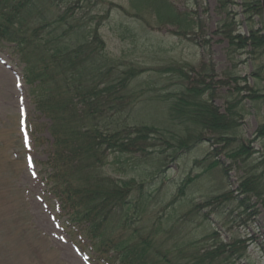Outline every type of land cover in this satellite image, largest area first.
<instances>
[{"label": "trees", "instance_id": "obj_1", "mask_svg": "<svg viewBox=\"0 0 264 264\" xmlns=\"http://www.w3.org/2000/svg\"><path fill=\"white\" fill-rule=\"evenodd\" d=\"M84 1L0 0V45L8 46L23 65L22 78L29 85L35 111L48 122L52 142L43 162L45 182L59 211L69 225L82 230L91 250L109 264H241L254 242L251 235L224 241L215 228L207 236L214 240L212 244L191 251L177 244L169 247L161 238L169 231L160 228V218L145 233L142 227L133 229L152 200L144 189L145 180L138 182L136 176L138 172L143 175L145 163H151L154 176L163 172L169 159L177 160L201 142H210V147L215 146L227 158H240L248 165L252 162L249 166L254 170L243 174L237 194L230 190L208 198L194 204L193 212L200 214L202 221H211L215 214L224 217L223 224L247 227L258 213L251 198L264 196V152L240 141L239 120L244 116L241 100L253 101L264 94L260 89L241 87L240 92L248 93H230L221 110L214 103L213 68L204 66L192 78L194 67L190 64L171 65L163 69L178 75L181 85L175 93L179 95L168 103L175 129L163 131L153 124L129 123L122 118L132 104L129 86L142 71L135 66L120 70L107 55L99 32L103 16L93 13ZM130 1L137 4L136 16L141 18L147 6L145 13L175 26L176 35L200 30L193 12H179L168 0ZM219 1L223 9L231 2ZM241 2L249 17L262 16L259 0ZM232 11L226 12L216 31L227 38L229 55L248 49L251 54H264V29L249 27L247 34L240 32L241 23ZM249 17L246 21L252 22ZM199 45L207 47L206 38ZM262 72L260 66L254 75L264 79ZM238 78L235 75L233 80ZM258 139H264V121L253 141ZM219 163L213 159L209 166ZM196 177L182 181L170 204L184 196ZM132 213L137 218L130 221Z\"/></svg>", "mask_w": 264, "mask_h": 264}, {"label": "rangeland", "instance_id": "obj_2", "mask_svg": "<svg viewBox=\"0 0 264 264\" xmlns=\"http://www.w3.org/2000/svg\"><path fill=\"white\" fill-rule=\"evenodd\" d=\"M168 1L179 12H193L200 30L187 36L176 35L175 26L159 22L154 14H146L147 6L143 16L139 13L141 18L136 16L137 4L130 0L83 2L92 7L93 13L103 16L99 32L105 41L107 55L116 61L120 70L135 66L142 71L129 86L132 104L122 118L131 124H153L163 131L175 129L169 119L168 103L179 95L175 93L181 85L178 75L163 69L171 65L190 64L194 67L192 78L204 66L213 68L217 95L214 103L221 110L230 93L240 96L248 93L240 92L241 87L260 89L264 94V79L254 75L260 66L264 73V54L260 51L251 54L248 49L231 56L227 38L216 33L228 10L237 13L240 32L247 34L249 27L264 29L263 0H259L262 16L253 15L252 18L244 12L241 0H231L227 9L220 6L219 0ZM248 17L252 22L246 21ZM205 38L208 46L204 48L199 44H204ZM22 73L23 65L10 48L0 45V264H109L91 250L89 240L79 227L67 223L56 199L48 191L43 162L52 139L47 119L35 111L29 85L24 82ZM235 75L239 77L236 82ZM186 83L190 84V80ZM241 101L244 116L239 120L240 141L263 153L264 139H253L264 121V97ZM210 144L203 141L177 160L169 159L163 172L154 176L151 163H145V172L142 176L138 172L136 179L138 182L145 180L144 189L152 200L143 219L136 221L133 229L139 226L145 233L157 225L153 223L160 218V228L169 231L161 238L166 239L169 247L177 244L191 251L202 244L205 247L212 244L214 240L207 236L215 228L224 241L251 235L254 242L241 264H264V196L259 200L251 198L258 213L247 227H232L230 222L223 224L224 217L215 214L211 221H202L200 214L193 212L194 204L208 198L230 190L237 194L243 174L254 170L249 166L252 162L248 165L240 158L235 161L227 158ZM259 153L254 155L257 157ZM195 159L200 164L196 165ZM213 159L219 160L218 166H209ZM108 171L115 172L113 168ZM261 172L264 181V171ZM195 175L198 177L187 186L184 196L170 204L182 181ZM136 218L132 213L130 221ZM194 244L196 248H192Z\"/></svg>", "mask_w": 264, "mask_h": 264}, {"label": "water", "instance_id": "obj_3", "mask_svg": "<svg viewBox=\"0 0 264 264\" xmlns=\"http://www.w3.org/2000/svg\"><path fill=\"white\" fill-rule=\"evenodd\" d=\"M263 3H264V0H263Z\"/></svg>", "mask_w": 264, "mask_h": 264}]
</instances>
